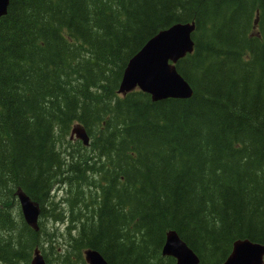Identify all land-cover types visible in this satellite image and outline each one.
Segmentation results:
<instances>
[{
    "label": "trees",
    "instance_id": "1",
    "mask_svg": "<svg viewBox=\"0 0 264 264\" xmlns=\"http://www.w3.org/2000/svg\"><path fill=\"white\" fill-rule=\"evenodd\" d=\"M177 22L195 27L176 63L192 96H119L128 59ZM77 125L88 147L68 140ZM16 188L39 207L36 232ZM59 222L62 241L48 231ZM167 231L199 264L237 239L264 244V0H8L0 264H29L37 246L46 264H86L87 248L108 264H174Z\"/></svg>",
    "mask_w": 264,
    "mask_h": 264
},
{
    "label": "water",
    "instance_id": "2",
    "mask_svg": "<svg viewBox=\"0 0 264 264\" xmlns=\"http://www.w3.org/2000/svg\"><path fill=\"white\" fill-rule=\"evenodd\" d=\"M7 5L8 0H0V17L6 13ZM193 30V23H178L148 39L127 62L117 92L124 94L137 87L148 94L153 102L190 98L192 89L177 73L175 64L192 52ZM72 134L83 144H87L88 137L83 128H73ZM16 195L22 216L37 230V207L20 191ZM161 254L172 256L175 259L174 264L199 263L197 255L173 232L166 234ZM84 260L87 264H108L101 254L93 250L84 251ZM30 264H45L38 250L34 251ZM220 264H264V244L237 239L233 242L227 258Z\"/></svg>",
    "mask_w": 264,
    "mask_h": 264
},
{
    "label": "rangeland",
    "instance_id": "3",
    "mask_svg": "<svg viewBox=\"0 0 264 264\" xmlns=\"http://www.w3.org/2000/svg\"><path fill=\"white\" fill-rule=\"evenodd\" d=\"M74 127V126H73ZM72 127V128H73ZM67 136V138H68V140L70 141H74V140H76V138H75V136H74V134L72 135V134H68V135H66ZM89 143H90V140H88L87 141V147L89 146ZM49 219H51V218H49ZM49 219H45L43 222H42V226H43V229H44V227L45 226H48L49 227V222H47L46 223V220H48L49 221ZM52 220V219H51ZM44 224H45V226H44ZM56 228H57V230H56ZM56 231H53V230H48V231H51V232H53L54 233V236H55V239L57 240V241H62V240H64V236H66L67 234H66V228H65V225H63V224H56L55 225V228H54ZM60 235H59V234ZM61 235H63V236H61ZM66 241V243H68V240H65ZM59 251V247H57V252Z\"/></svg>",
    "mask_w": 264,
    "mask_h": 264
},
{
    "label": "bare ground",
    "instance_id": "4",
    "mask_svg": "<svg viewBox=\"0 0 264 264\" xmlns=\"http://www.w3.org/2000/svg\"><path fill=\"white\" fill-rule=\"evenodd\" d=\"M132 58V56L128 59V61L130 60ZM127 61V62H128ZM20 191V190H19ZM21 193H23L22 191H20ZM24 194V193H23ZM25 195V194H24ZM28 199H29V201L31 202V203H33L36 207H37V209H38V211H39V207H38V205L37 204H35L27 195H25ZM64 205V204H63ZM17 206V205H16ZM21 214V213H20ZM21 216H22V214H21ZM22 218H23V221L27 224V225H29L30 227H31V225L30 224H28L26 221H25V218L22 216ZM43 220V219H42ZM32 228V227H31ZM169 232H173L175 235H177L174 231H169ZM178 236V235H177ZM91 250H93V249H91ZM93 251H96V250H93ZM97 253H99L98 251H96ZM100 254V253H99ZM227 258V257H226ZM107 262V261H106Z\"/></svg>",
    "mask_w": 264,
    "mask_h": 264
}]
</instances>
